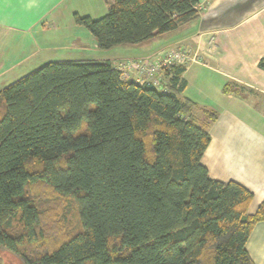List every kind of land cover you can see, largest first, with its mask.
Wrapping results in <instances>:
<instances>
[{
    "label": "trees",
    "instance_id": "16d2710c",
    "mask_svg": "<svg viewBox=\"0 0 264 264\" xmlns=\"http://www.w3.org/2000/svg\"><path fill=\"white\" fill-rule=\"evenodd\" d=\"M197 7L111 0L101 19L74 22L107 50L171 33ZM182 72L165 70L161 91L121 79L110 62L58 61L1 90L0 250L23 264H253L245 245L264 203L249 215L252 193L209 178L200 161L210 137L178 98ZM37 189L74 205L75 228L45 232Z\"/></svg>",
    "mask_w": 264,
    "mask_h": 264
},
{
    "label": "crops",
    "instance_id": "0c3cea01",
    "mask_svg": "<svg viewBox=\"0 0 264 264\" xmlns=\"http://www.w3.org/2000/svg\"><path fill=\"white\" fill-rule=\"evenodd\" d=\"M111 0H0V91L48 62L154 60L165 49H184L185 88L193 104L188 119L210 142L200 163L210 179L235 182L253 195L247 213L264 203V0H198L196 18L175 31L137 45L97 48L74 15L99 20ZM232 85L239 95L225 94ZM214 114L210 121L207 114ZM245 249L264 264V221Z\"/></svg>",
    "mask_w": 264,
    "mask_h": 264
},
{
    "label": "built area",
    "instance_id": "2783aa9c",
    "mask_svg": "<svg viewBox=\"0 0 264 264\" xmlns=\"http://www.w3.org/2000/svg\"><path fill=\"white\" fill-rule=\"evenodd\" d=\"M190 55L184 49H165L154 60H135L115 64L121 79L132 80L138 84H150L165 91L163 73L173 66H184L190 61Z\"/></svg>",
    "mask_w": 264,
    "mask_h": 264
},
{
    "label": "rangeland",
    "instance_id": "374dc122",
    "mask_svg": "<svg viewBox=\"0 0 264 264\" xmlns=\"http://www.w3.org/2000/svg\"><path fill=\"white\" fill-rule=\"evenodd\" d=\"M31 195L35 200L37 198L40 201L42 200V202L44 203L43 224H45V228L48 229L45 230L46 233H50V231H52V225L57 222H61L63 228H75L76 213L74 205L69 204L66 206L65 203L61 200L54 201L53 198L52 200L45 201L44 196L46 195V191L43 189H37L34 193L32 191ZM0 264H23V262L13 253L0 250Z\"/></svg>",
    "mask_w": 264,
    "mask_h": 264
}]
</instances>
